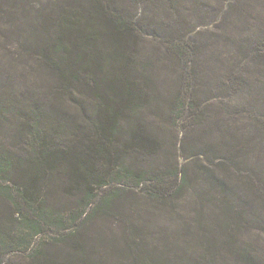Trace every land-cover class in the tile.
I'll list each match as a JSON object with an SVG mask.
<instances>
[{"label": "rangeland", "instance_id": "rangeland-1", "mask_svg": "<svg viewBox=\"0 0 264 264\" xmlns=\"http://www.w3.org/2000/svg\"><path fill=\"white\" fill-rule=\"evenodd\" d=\"M124 4L133 7L121 16L133 17L144 38L138 69L147 80L140 110L123 125L139 122L141 136L158 144L125 158L149 165L146 180L110 173L77 223L36 232L17 227L19 212L0 195V217L11 218L17 239L2 243L0 264L44 255L55 264H264V0ZM71 8L69 0H0V76L9 91H55L38 55ZM14 125L12 114L0 115V148H21ZM162 177L175 183L167 196L151 189ZM106 196L112 203L102 207Z\"/></svg>", "mask_w": 264, "mask_h": 264}, {"label": "trees", "instance_id": "trees-1", "mask_svg": "<svg viewBox=\"0 0 264 264\" xmlns=\"http://www.w3.org/2000/svg\"><path fill=\"white\" fill-rule=\"evenodd\" d=\"M124 1L69 0L72 11L57 19L51 46L40 48L38 55L40 63H50L55 91L44 87L42 98L39 89L18 95L0 76V115L14 116V137L22 144L16 151L0 148V195L19 212L17 227L23 224L36 232L54 223H77L96 194L95 186L105 185L110 173L146 180L149 165L137 166L125 158L126 152L144 154L158 144L141 136L139 122L128 131L123 125L140 110L141 79L147 80L138 69L144 38L135 31L138 22L127 17L133 5ZM69 95L74 96L72 104L64 102ZM124 133L131 134L129 140H121ZM179 173L171 171L176 181ZM150 185L156 195L167 196L175 183L170 186L162 177ZM62 195L79 199L62 200ZM112 200L106 196L100 205L107 207ZM0 218L1 256L2 243L16 238L11 236V218ZM37 264L55 263L44 255Z\"/></svg>", "mask_w": 264, "mask_h": 264}]
</instances>
